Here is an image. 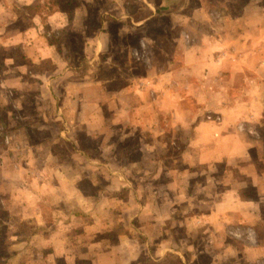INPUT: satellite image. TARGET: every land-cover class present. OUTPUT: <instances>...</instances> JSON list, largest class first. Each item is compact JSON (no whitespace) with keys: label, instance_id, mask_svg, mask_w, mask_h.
<instances>
[{"label":"crops","instance_id":"obj_1","mask_svg":"<svg viewBox=\"0 0 264 264\" xmlns=\"http://www.w3.org/2000/svg\"><path fill=\"white\" fill-rule=\"evenodd\" d=\"M65 1L0 0V23L2 21L7 27L14 24L12 31L0 28V47L3 53L9 52L2 57H6L5 65H2L3 82L19 92L15 100L19 105L24 106L29 100L35 105L33 113L24 115L25 121H29L21 129L19 127L20 134L26 135L29 128H51L52 122H58L60 128L53 134L56 133L59 139H64L62 133L74 134L79 128L90 136L105 129L107 123L119 124L120 127L155 123L157 114L165 111V115L172 119L173 127L182 128L191 123L189 126L194 129V139L187 148L189 146L194 151L195 157L191 156L193 160L188 162V167L205 166V172L210 173L207 180L214 189L210 190L208 199H197L193 205L195 208L206 206V213L193 211L192 215L178 221L173 217L176 208H165V193L168 194L169 190L165 188L164 180L158 181L160 175L147 176L144 173L135 182L136 195H144L136 201L139 208L133 214L139 222L122 224V214L118 220L116 217L111 219V213L105 210V206L91 212L83 206L73 207L71 198L69 207L49 206L47 201L56 195L55 192L40 191V187L35 193L24 190L25 187L19 190V184L15 187L4 171L8 159L3 158L0 205L6 211V217L0 215V221H3L7 232L3 243L15 248L23 245L50 247V254H40L36 260L45 262L43 264H58V261L79 264L80 260L88 264H149L154 261L160 264L164 261L165 264H194L202 250L196 251L200 246L192 237L202 231L204 222L212 223L221 231L224 221L237 219L256 223L261 218V212L257 211L264 203L263 199L241 197L239 189L228 186L232 169L229 175L225 166L216 177L213 166L228 165L231 159L247 153L249 146L242 137L249 132H238L234 127L236 121H255L264 117V3L257 2L253 8L254 2L246 0L239 6L240 12L233 13L230 8L235 0H90L91 5L89 0H77V3L70 2L72 9L69 12L62 8ZM89 7L98 17V26L92 31L86 25L85 15L90 14ZM70 38L75 40L72 46L66 41ZM128 39H134L136 43L124 41ZM147 41L157 47L158 54L167 57L165 66L156 68L160 74L148 76L154 67L151 68L144 58H136L148 72L146 78L139 81L134 77L136 79H130L127 85L111 91L112 95L106 91L108 80L90 78L91 65L95 61L99 62L98 67L117 66L98 57L107 56L113 49L132 56L148 48L145 56H150ZM75 45L79 46L77 61L70 56L73 51L68 50ZM176 49L181 55L177 66L173 58ZM29 64H33L30 75ZM84 64L90 65H87L88 69H83ZM32 77L37 78L30 79ZM7 102L3 90H0V121L6 123L11 120ZM188 102L197 107L188 109ZM108 103L113 104L110 116L105 115V104ZM204 110L219 112L223 119L221 125L198 121ZM50 144L40 140L35 146ZM161 161L147 159V163L156 167ZM103 166H106L105 162ZM171 173L166 185L180 184L189 177H177L172 170ZM67 176L65 183L75 182L72 175L67 173ZM245 176L248 179L246 177L244 181L256 185V180L251 181L248 174ZM119 178L121 176L114 175L108 179L115 185L121 184ZM261 181L263 175L258 173L257 182L262 185ZM155 182H159L161 188L149 186ZM187 183L190 184L189 179ZM217 185H225V190H217ZM179 188L175 196H170L171 199L178 198L182 191L185 193ZM46 195L50 199H46ZM29 199L31 205L26 202ZM27 209L37 220L40 218L35 221V233L28 240L19 238V234L12 237L9 235L13 230L11 216L21 220ZM84 211L94 217L90 221L78 222L75 217L85 214ZM127 219L132 217L127 216ZM255 226L259 229L261 223ZM79 227L81 229L76 231ZM176 227L179 230L182 227V237L176 238ZM212 243L208 244L211 248ZM256 246L246 247L248 264L263 255ZM21 253L18 251L11 257L0 259L7 260V264L16 261V264H22L20 260L26 256ZM217 254L221 260L214 256L209 264L237 263L227 248Z\"/></svg>","mask_w":264,"mask_h":264},{"label":"rangeland","instance_id":"obj_2","mask_svg":"<svg viewBox=\"0 0 264 264\" xmlns=\"http://www.w3.org/2000/svg\"><path fill=\"white\" fill-rule=\"evenodd\" d=\"M71 1L77 3V0H66V5L62 8L68 9L70 12L72 9L70 7ZM250 1L254 2L252 3L253 8H255L254 4L257 2L260 4L264 3V0ZM89 2L91 5L92 3L90 0ZM242 2L244 4L246 0H235L232 8H230L231 11L233 13H239V6H241ZM78 3H80V1H78ZM89 11L90 14L85 15V17L87 16L86 25L88 30L92 31L98 26V17L94 13V9L89 7ZM81 23L82 22L79 24ZM13 25L7 27V25L5 26V23L1 21L0 28L6 27V29L8 28L9 31H12L14 29ZM149 33L155 34L153 32ZM156 40L159 41L158 39ZM66 41L70 46L75 42V40L71 41V38ZM124 41L136 43V40L134 39ZM77 43L78 40L76 39V44ZM148 46L150 47V56H145L148 48H143L138 55L134 54L132 56L126 54L125 51L118 52L115 50L114 52V49L109 51L111 54L108 53L107 56H98L102 57L103 60L107 59L106 61H108L109 64L115 63L117 66L111 65L98 67L99 62L95 61L96 63L91 65V72L89 73L90 78L95 79V81L104 79L108 80L106 91L110 93L109 95H112L111 91L113 92L115 89H118L119 86L127 85L130 79H136L134 77H138L140 81L146 78L148 72L145 71L146 69L141 61L138 62L136 58H144L143 60H146L151 68L154 67L153 71L148 73V76L160 74L156 68L159 69L164 67L167 57L158 54L156 46H151L149 43ZM78 47V45L70 47V49L68 47L70 52L73 51V54H70V56L75 61L80 57ZM3 52L4 50L0 47V90H3L4 97L8 99L6 106L9 108L11 120H9L8 123L0 121V142L2 143V146H0V170H2L3 158H7L8 161L6 160L5 164L7 167H4V171L10 176V181L15 183V187L19 184V190L25 187L24 190H31L32 193L38 191L39 187L40 191L55 192L56 195H54L51 200H46L49 203V206L57 204L58 206L69 207V198H71L73 207L83 206L85 210H92L91 212H93L96 211L99 206H105V210H108L111 213V219L116 217L118 220L122 214V224L126 222L138 223L137 216L133 217V214L137 212V209L139 208L136 201L142 199V194L140 193L139 195H136L135 182L145 173L147 176L160 175L158 181L164 180L165 188L169 190L168 194L165 193V208H176L174 209L173 217L178 219V221H182L184 216L192 215L193 211L196 213H206L208 211L206 206L193 207L195 201H198L197 199H208L209 192L210 190H213L214 187L210 184L209 180H207L210 173L205 172V166L194 165L188 167V162L193 160L191 156L195 157L194 151L191 150L189 146L187 148V145L194 139V129L192 126H189L191 123L182 126V128L177 126L173 127L170 116L165 115V111H160L157 114L158 120H156L155 123H146L145 125L137 127H120L119 124L111 125L107 123L105 129L103 128L100 131H96L90 136L85 135L84 131L79 130V128L74 134L62 133L61 136L64 139H59V136L56 133L53 134V131L55 132L60 128L58 122H52L51 125H49L51 128H43L40 130L29 128V132H27L26 135H21L19 127L21 129V126L23 124H28L27 121H29H25L26 119L24 118V115L26 113H33L35 111V105L32 103V100H29L24 106H22V104L19 105V103L15 102L20 95L19 92H16L15 88L4 84L2 65H5L4 60L6 57H2L3 54H9V52ZM83 57L86 58L85 56ZM180 57L181 55L176 49L173 56L176 66L180 63ZM87 65L89 64H84L83 69H88L90 65ZM31 68H33V64H29V75L31 74V72H29ZM45 68L48 69L49 66H46ZM35 78L37 77H32L30 79ZM188 103V109L191 107H197L191 102ZM105 105V115L110 116L113 104L108 103ZM155 109L157 108L155 107ZM158 110L160 109H157V111ZM129 116L131 117L132 115ZM198 121H210L221 125L223 119L219 112L204 110L203 115L200 116ZM234 127H236L235 129L241 133L248 130L249 133L245 135L243 134L244 136L241 137L243 142L247 141L249 149L243 156L231 159L232 161L228 165L223 163L217 164L215 168L213 166V169L215 170L213 173L216 174V177H219L220 172L226 166L228 174L230 175L229 171L232 169L228 186L232 185L235 189H239L241 197L243 198L254 199L260 197L264 202V117H259V120L255 121L249 119L238 120L234 124ZM65 139L68 140L66 141ZM40 140L51 144L46 146H35L36 144H39ZM184 155L186 157H184ZM147 159H161L162 161L160 162V166L156 167L147 163ZM104 162L106 163L105 167L103 166ZM63 165H67V167H63ZM63 168L65 171L60 172V169ZM171 170L177 174V177L183 175L189 177L186 178V181H181L180 184L177 183V185L173 184L171 186L166 185L172 174ZM67 173L74 177L73 180L75 182L71 184L69 182L65 183L68 181V178H66ZM258 173L259 175H263V181H261L262 185L257 182ZM246 174L250 176L251 181L256 180V185H252V183L248 184L244 181L247 177L245 176ZM114 175L121 176V178L118 179L121 184L117 183L113 185V183L109 182L108 178ZM104 176H106L105 179H103ZM38 177H40V179ZM43 178L44 181L42 180ZM146 179L147 178H145V180ZM188 179L190 184L187 183ZM14 183L12 184L14 185ZM71 186L73 187L72 190L70 189ZM149 186L161 188L159 182L151 183ZM224 186L225 185H217L215 188L223 191L225 190ZM178 187H180L179 190L184 189L185 193L182 191L178 198L171 199L170 196H175L177 194ZM11 188H13V186ZM206 194L207 196H205ZM66 196H68L67 200ZM45 197H47V195ZM46 199L50 198L47 197ZM35 201L37 202V199H35ZM26 202L30 205L32 203L30 199ZM153 202H155V200ZM43 209L48 212L47 208L44 207ZM258 210L259 212L257 211V213L261 212L260 216L262 219H258L256 223L242 222L237 219L227 222L224 221L225 225L222 226L221 231H219L212 223L204 222L202 225V231L198 235L192 237V240L196 245L200 246L196 251L200 249L202 250L195 259L194 264H209L210 259L212 260L215 253H219L221 250L224 251L225 248L228 249V252L229 250L231 251V254L233 255L232 259L237 262L236 264H248L245 259L247 254L245 251L246 247L250 245L254 247L256 244L262 251L263 255H261L256 261L252 262V264H264V203L258 208ZM84 212L87 214L86 211ZM48 214L49 213H47V216ZM85 214L77 215L75 218L78 219V222H81L82 220L90 221L91 218L94 217ZM0 215L6 217V211H3L1 205ZM23 216L21 217V220L17 216H11L10 222L13 225V230L10 231L9 235H12L13 237V235L19 234V238H25L28 240L35 233V221L37 219L34 214L29 212V209H27V214L24 216V219ZM127 216L128 218L132 217V219L128 220ZM66 218L69 217H65V219ZM62 219H64V217H62ZM171 221L174 220L171 219ZM258 223H261L259 229L255 226ZM0 224L3 225L0 227V258H6L7 256L11 257L15 252L22 251L23 255L26 257L23 258V260H20V263H45L37 262L36 260L40 254H50V247L39 248L36 246L33 247L26 245V247L23 245L22 247L15 248L11 245L7 246L3 243V239L6 237L5 234H7L4 230L5 225L3 224V221H0ZM80 229L81 227L75 230L78 231ZM175 230H177L176 238L183 236L182 227H180V230L176 227ZM9 240H12V238ZM209 242L212 243V248L208 245L210 244ZM207 245L210 248L207 247ZM217 253V256L215 257L221 260V257ZM229 259H231V257H228V260ZM16 262L14 264H16ZM0 264H7V260L0 259ZM58 264L63 263L58 261ZM79 264H88V262L86 263V261L84 262V260H80ZM149 264H160V262L154 261Z\"/></svg>","mask_w":264,"mask_h":264}]
</instances>
